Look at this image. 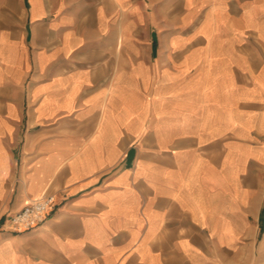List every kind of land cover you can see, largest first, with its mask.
<instances>
[{"label":"crops","instance_id":"0c3cea01","mask_svg":"<svg viewBox=\"0 0 264 264\" xmlns=\"http://www.w3.org/2000/svg\"><path fill=\"white\" fill-rule=\"evenodd\" d=\"M0 264H264V0H0Z\"/></svg>","mask_w":264,"mask_h":264},{"label":"built area","instance_id":"2783aa9c","mask_svg":"<svg viewBox=\"0 0 264 264\" xmlns=\"http://www.w3.org/2000/svg\"><path fill=\"white\" fill-rule=\"evenodd\" d=\"M54 203L53 195L42 194L38 199L10 216L8 230L13 233H20L37 227L44 222Z\"/></svg>","mask_w":264,"mask_h":264}]
</instances>
